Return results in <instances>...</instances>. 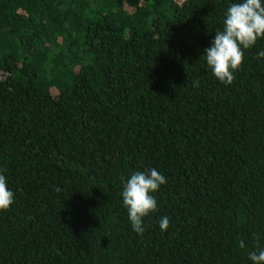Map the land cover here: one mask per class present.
I'll list each match as a JSON object with an SVG mask.
<instances>
[{
    "label": "trees",
    "instance_id": "1",
    "mask_svg": "<svg viewBox=\"0 0 264 264\" xmlns=\"http://www.w3.org/2000/svg\"><path fill=\"white\" fill-rule=\"evenodd\" d=\"M237 2L0 0V264H253L264 38L230 85L203 56ZM151 168L138 234L122 191Z\"/></svg>",
    "mask_w": 264,
    "mask_h": 264
},
{
    "label": "clouds",
    "instance_id": "2",
    "mask_svg": "<svg viewBox=\"0 0 264 264\" xmlns=\"http://www.w3.org/2000/svg\"><path fill=\"white\" fill-rule=\"evenodd\" d=\"M260 38H264L262 0H239L230 4L225 13L223 29L215 32L211 46L205 49L203 55L213 75L225 85H230L235 79L234 72L243 63L244 50L252 48ZM257 56L264 57V50L259 51ZM193 86L199 87V81ZM166 183L165 176L156 168L137 171L127 179L122 191L123 205L128 210L129 221L136 233L143 234V218L157 210V201L152 193ZM13 203L14 193L8 187L6 176L0 173V210H8ZM169 224L167 216L161 217L159 227L162 231H166ZM240 247H244V241L240 242ZM249 258L253 264H264V249L250 252Z\"/></svg>",
    "mask_w": 264,
    "mask_h": 264
}]
</instances>
